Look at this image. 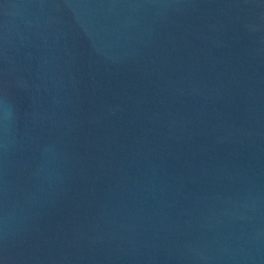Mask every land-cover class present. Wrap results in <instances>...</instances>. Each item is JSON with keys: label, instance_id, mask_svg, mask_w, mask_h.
Returning <instances> with one entry per match:
<instances>
[{"label": "water", "instance_id": "1", "mask_svg": "<svg viewBox=\"0 0 264 264\" xmlns=\"http://www.w3.org/2000/svg\"><path fill=\"white\" fill-rule=\"evenodd\" d=\"M0 264H264V0H0Z\"/></svg>", "mask_w": 264, "mask_h": 264}]
</instances>
